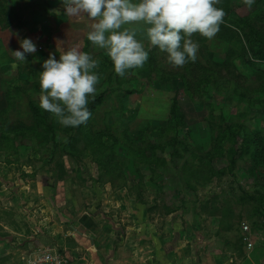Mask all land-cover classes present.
Segmentation results:
<instances>
[{
    "label": "rangeland",
    "instance_id": "obj_1",
    "mask_svg": "<svg viewBox=\"0 0 264 264\" xmlns=\"http://www.w3.org/2000/svg\"><path fill=\"white\" fill-rule=\"evenodd\" d=\"M40 6L41 0H0L4 198L16 197L19 177L41 178L44 189L33 187L31 196L51 193L57 211L61 197L72 190L79 193L88 182L95 186L109 181L105 185L113 191L128 186L132 208L156 217V232L165 242L169 226L172 242L182 235L192 249L201 248L202 237L244 247L243 224L257 238L254 231L264 221V60L254 54L264 55V0L251 8L243 0H221L218 7L226 15L220 31L211 40L193 34L199 44L197 59L183 67L169 64L166 54L148 42L149 59L124 77L113 68L109 73L98 67L91 117L74 128L60 125L40 108L38 79L42 57L54 53L58 58L61 51L79 47L82 33L64 28L63 41L54 40L46 48L45 42L29 37L36 53L23 62L12 54L27 32L40 31L38 23L32 31L23 23L29 10ZM88 45L81 51L87 52ZM173 106L181 114L179 124L171 114ZM17 199L21 207L22 198ZM8 200L0 201L5 220L8 214L3 212L15 208ZM19 212L17 225L30 229L23 219L27 214ZM1 230L4 238L12 234ZM6 248L0 244V257L8 254Z\"/></svg>",
    "mask_w": 264,
    "mask_h": 264
},
{
    "label": "crops",
    "instance_id": "obj_2",
    "mask_svg": "<svg viewBox=\"0 0 264 264\" xmlns=\"http://www.w3.org/2000/svg\"><path fill=\"white\" fill-rule=\"evenodd\" d=\"M60 7V0H41L40 9L29 10L23 22L28 31H32L37 23L40 24V31L37 35L27 32L25 36L45 42L43 46L46 48L54 40L62 42L67 34L65 29L74 31V27L82 33L77 48L82 50L83 44L88 42L87 52L97 60L98 67L111 73L113 65L106 52L94 48L87 40L92 21L84 15H55L51 12ZM138 38H141L139 30ZM42 58L47 59V56ZM21 178L15 180L16 197H6L9 202L12 200L14 210L3 212L8 214L7 220L2 219L0 214V244L8 246V254L0 257L5 264H26L28 256L46 247H54L66 254L69 264H264V221L257 228L259 232L254 231L257 238L252 237V249H246L244 242V247H241L236 243L226 244L219 239L210 242L204 237L201 248L196 245L192 249L193 245L187 244L182 235L178 241L172 242L170 226L165 229L170 233L165 242L164 237L156 232V217H150L147 211H135L132 208V192L126 190L127 185H121V189L127 191L123 192L121 189L113 191L109 181L102 184L95 182V186H90L88 182L79 189V193L70 190L71 194L61 197L62 202L58 203L59 207L54 211V196L51 193L48 196L38 193V198L31 196L33 187L37 189L41 186L44 189L41 183L43 180L23 181ZM106 183L110 185L106 186ZM2 187L5 186L0 183V201H5ZM135 197L138 200L139 196ZM17 198H22L21 207ZM31 206L34 208H28ZM4 209L7 208L4 206ZM20 210L27 214L23 219L30 229L25 224L17 225L19 213H22ZM1 227L12 234L4 238L6 232ZM182 233L185 231L182 230Z\"/></svg>",
    "mask_w": 264,
    "mask_h": 264
},
{
    "label": "clouds",
    "instance_id": "obj_3",
    "mask_svg": "<svg viewBox=\"0 0 264 264\" xmlns=\"http://www.w3.org/2000/svg\"><path fill=\"white\" fill-rule=\"evenodd\" d=\"M256 0H243L251 8ZM221 0H60L55 15L86 16L91 23L87 40L104 50L114 72L124 77L142 68L149 59V48L166 54L167 62L183 67L195 62L199 44L192 40L200 34L209 40L220 31L226 15ZM135 25L136 27H126ZM138 30L141 38H138ZM12 51L17 61L37 51L30 38L19 41ZM97 60L77 47L50 53L39 72V106L64 127H78L91 117L89 103L94 100L100 77Z\"/></svg>",
    "mask_w": 264,
    "mask_h": 264
},
{
    "label": "built area",
    "instance_id": "obj_4",
    "mask_svg": "<svg viewBox=\"0 0 264 264\" xmlns=\"http://www.w3.org/2000/svg\"><path fill=\"white\" fill-rule=\"evenodd\" d=\"M242 230L244 231L243 242L246 245V249H252L253 241L250 227L247 224H243ZM34 252L28 256L26 264H69L66 254L54 247H46Z\"/></svg>",
    "mask_w": 264,
    "mask_h": 264
},
{
    "label": "trees",
    "instance_id": "obj_5",
    "mask_svg": "<svg viewBox=\"0 0 264 264\" xmlns=\"http://www.w3.org/2000/svg\"><path fill=\"white\" fill-rule=\"evenodd\" d=\"M254 55L257 56V59L264 60V55L261 52H255ZM171 110H172L171 114L173 113V118L175 119L176 123L177 124L181 123L182 117H181V114L178 112L177 108L175 106H173V107H171ZM255 148H257V147H255ZM138 188L139 187H137V186H132L130 189H138Z\"/></svg>",
    "mask_w": 264,
    "mask_h": 264
}]
</instances>
